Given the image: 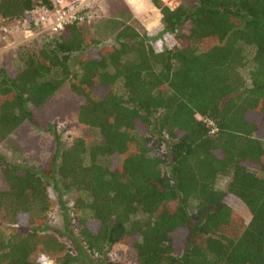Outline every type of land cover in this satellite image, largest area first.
I'll list each match as a JSON object with an SVG mask.
<instances>
[{"label":"trees","instance_id":"1","mask_svg":"<svg viewBox=\"0 0 264 264\" xmlns=\"http://www.w3.org/2000/svg\"><path fill=\"white\" fill-rule=\"evenodd\" d=\"M127 2L137 17L150 7ZM151 2L177 46L157 52L134 18L100 19L22 47L13 73L7 57L0 63V143L14 136L22 153L38 156L48 144L59 155L58 165L55 152L1 170L0 264L40 255L92 264L87 254L95 264H264V0ZM45 5L0 0V21ZM53 101L83 127L68 147ZM56 177L76 193L70 212L88 253L44 232ZM117 245L126 259L109 258Z\"/></svg>","mask_w":264,"mask_h":264},{"label":"rangeland","instance_id":"2","mask_svg":"<svg viewBox=\"0 0 264 264\" xmlns=\"http://www.w3.org/2000/svg\"><path fill=\"white\" fill-rule=\"evenodd\" d=\"M146 1L150 7H148L137 17L133 12V9H131V6L129 5L127 0H101V5L102 7H104V20L118 19L125 22L128 21L129 18H134L138 22V25L142 28V30L149 37L154 38V40L151 41V45L157 52L162 51L164 48H172L173 46H177L178 42L173 35L161 33V14L159 10L154 7L151 0ZM160 2L162 3V5H165L170 9H174L179 5V0H160ZM153 15L157 17V20H155L154 23L151 22L152 24H147V22H150ZM187 29L188 27L186 25L185 27H183L182 31L187 32ZM17 34L19 33H16V35ZM12 40H15V38L13 37ZM8 45L9 44H6L3 41L0 34V63L4 61L3 58L7 57V62L9 63L8 69L13 73L16 70H19L22 66L18 58V54L21 51L22 47L34 49L36 47V42L24 43L18 45L15 48L13 46L9 47ZM60 99H62V97H60ZM57 110V102L53 101L52 106H50L49 108V111L53 114L51 116V119L52 123H54L55 132L56 136L59 139L58 141L60 142V147L64 148L70 146L75 139L82 137L83 127L77 124L76 121H71L70 119L64 118L59 112H57ZM14 138V136H11V139L7 140L5 143H0V188L4 187L1 179V170L5 167V164H15L22 167L33 166L41 164V162L47 158L48 154L49 156H52L55 154V152V164H59V155L57 154L56 149L52 146L46 144V150H43L38 156L34 155L33 153H22L13 146L14 142L11 140H13ZM44 138L49 141L51 139V136L46 134ZM47 150L49 152L46 155L45 152ZM162 170L164 173H168L167 168H162ZM225 182V180H220L218 181L217 186L223 190ZM54 185L56 186V189L54 187L48 188V196L51 200V210L49 211L47 216L48 221L45 225L44 232L50 235H56L61 243L68 244L71 249H73L72 245H70V240L68 239V236H70L73 239L72 241L75 243V245L79 244L82 250L88 253L85 248H83V245H80V236L78 230L74 227V222L72 219L73 214L70 212L73 204L72 201L76 193L74 190H66L57 177L55 178ZM224 201L228 206L234 209L245 222H249L250 214L240 200L232 195L225 194ZM66 227H68V233H65ZM0 232H3L1 227ZM126 250L127 249L123 246L117 245L108 252V256L111 260H120L122 258L126 259ZM86 258L88 260V263L92 264H95L94 262H97V260L99 259V257L91 256L88 254ZM80 263L83 264L82 261H80Z\"/></svg>","mask_w":264,"mask_h":264},{"label":"built area","instance_id":"3","mask_svg":"<svg viewBox=\"0 0 264 264\" xmlns=\"http://www.w3.org/2000/svg\"><path fill=\"white\" fill-rule=\"evenodd\" d=\"M46 1L48 5L33 8L29 12V18L24 21L12 22L6 18L1 19L0 34L9 47L15 48L24 43L52 37L69 24L92 25L104 19L101 0ZM13 37L15 40H12ZM36 264L57 263L45 255H40Z\"/></svg>","mask_w":264,"mask_h":264}]
</instances>
